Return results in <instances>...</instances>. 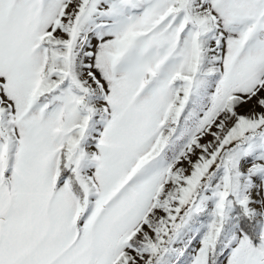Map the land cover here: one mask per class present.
Here are the masks:
<instances>
[{"label": "snow or ice", "instance_id": "snow-or-ice-1", "mask_svg": "<svg viewBox=\"0 0 264 264\" xmlns=\"http://www.w3.org/2000/svg\"><path fill=\"white\" fill-rule=\"evenodd\" d=\"M0 264H264V0H0Z\"/></svg>", "mask_w": 264, "mask_h": 264}]
</instances>
